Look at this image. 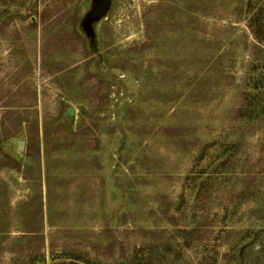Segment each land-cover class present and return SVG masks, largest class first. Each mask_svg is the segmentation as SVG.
<instances>
[{
    "label": "rangeland",
    "instance_id": "374dc122",
    "mask_svg": "<svg viewBox=\"0 0 264 264\" xmlns=\"http://www.w3.org/2000/svg\"><path fill=\"white\" fill-rule=\"evenodd\" d=\"M0 264H264V0H0Z\"/></svg>",
    "mask_w": 264,
    "mask_h": 264
},
{
    "label": "water",
    "instance_id": "95a60500",
    "mask_svg": "<svg viewBox=\"0 0 264 264\" xmlns=\"http://www.w3.org/2000/svg\"><path fill=\"white\" fill-rule=\"evenodd\" d=\"M70 113H72V110H69ZM19 148H21V142L19 143Z\"/></svg>",
    "mask_w": 264,
    "mask_h": 264
}]
</instances>
